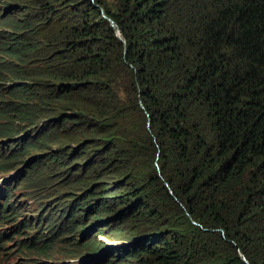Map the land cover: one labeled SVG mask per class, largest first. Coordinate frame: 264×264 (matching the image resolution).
<instances>
[{
	"label": "trees",
	"instance_id": "16d2710c",
	"mask_svg": "<svg viewBox=\"0 0 264 264\" xmlns=\"http://www.w3.org/2000/svg\"><path fill=\"white\" fill-rule=\"evenodd\" d=\"M15 136L0 169L34 151L26 182L72 191L24 250L87 224L121 241L108 264H264V0H4Z\"/></svg>",
	"mask_w": 264,
	"mask_h": 264
},
{
	"label": "rangeland",
	"instance_id": "374dc122",
	"mask_svg": "<svg viewBox=\"0 0 264 264\" xmlns=\"http://www.w3.org/2000/svg\"><path fill=\"white\" fill-rule=\"evenodd\" d=\"M3 5L4 0H0V7ZM22 138L24 136L0 139V157L9 153L10 145L15 144L14 149L18 148ZM35 159L36 153L30 151L23 159L12 163L11 171L5 172L0 169V187L4 186L12 195L10 211L13 214L0 225V264H108L107 261H103L106 251H112L107 260L116 259L117 257H112L118 256L116 248L121 241L113 238L111 230L107 229L104 232L93 230L87 233L91 227L87 224H83L81 229L72 233L68 242L56 244L52 250L28 251L20 247L22 236L23 241L26 244H32L34 248H40L46 244L53 245V240L50 241L51 230L49 229L55 222H50L48 219L40 222L38 218L45 216L55 221L59 206L65 203L72 192L65 187L64 183L57 180L47 181L43 189L32 188L25 179L29 172H33L32 165L36 164ZM38 170L40 177L43 180L46 179L47 171L42 162ZM15 214L20 217L17 218ZM25 220L36 224L31 229L25 230V223H23ZM21 225H23L22 228H20ZM21 232H23L22 236L19 235ZM36 233L39 235L36 236ZM42 233H45L43 238L46 244L38 243ZM99 247H101L100 250Z\"/></svg>",
	"mask_w": 264,
	"mask_h": 264
},
{
	"label": "clouds",
	"instance_id": "9594fccd",
	"mask_svg": "<svg viewBox=\"0 0 264 264\" xmlns=\"http://www.w3.org/2000/svg\"><path fill=\"white\" fill-rule=\"evenodd\" d=\"M14 161H10L9 162V164H8V167H7V169H4V171L6 172V171H11V170H9V167L11 166V164L13 163ZM4 188V186H1L0 187V200H2L1 202H0V225H1V221H2V218H3V214H2V211H3V209H4V206H5V204L7 203V202H9L10 200H11V196L12 195H10V191L9 190H7V189H5ZM2 197V198H1ZM9 198H10V200H9ZM8 208L10 209L11 208V204H9V206H8ZM20 216H18V218H19ZM26 221V220H25ZM25 221L23 222V223H25ZM2 223H4V220H3V222ZM22 226L23 225H21L20 226V228H22ZM25 230H28V229H25ZM120 245V244H119ZM54 249V248H53ZM52 250V249H51ZM244 260H245V258H244ZM246 261V260H245ZM247 262V261H246Z\"/></svg>",
	"mask_w": 264,
	"mask_h": 264
},
{
	"label": "water",
	"instance_id": "95a60500",
	"mask_svg": "<svg viewBox=\"0 0 264 264\" xmlns=\"http://www.w3.org/2000/svg\"><path fill=\"white\" fill-rule=\"evenodd\" d=\"M110 22L112 23L113 27H115V23L112 20H110ZM116 32H117V34L119 36L120 35V31L118 29H116Z\"/></svg>",
	"mask_w": 264,
	"mask_h": 264
}]
</instances>
